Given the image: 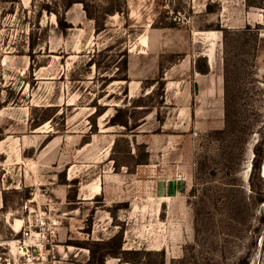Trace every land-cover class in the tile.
<instances>
[{
	"label": "rangeland",
	"instance_id": "374dc122",
	"mask_svg": "<svg viewBox=\"0 0 264 264\" xmlns=\"http://www.w3.org/2000/svg\"><path fill=\"white\" fill-rule=\"evenodd\" d=\"M64 1L0 0V264H264V0Z\"/></svg>",
	"mask_w": 264,
	"mask_h": 264
},
{
	"label": "trees",
	"instance_id": "16d2710c",
	"mask_svg": "<svg viewBox=\"0 0 264 264\" xmlns=\"http://www.w3.org/2000/svg\"><path fill=\"white\" fill-rule=\"evenodd\" d=\"M75 3H81L83 5V8L86 12V15L95 20V26H96V30L97 31H102L105 29V25L104 24H99L98 22V18L92 13L91 9H90V4L87 0H65L64 1V6H63V12H60L58 10H54L55 14H56V20H57V25L58 27L64 32L67 31L68 28L72 27L71 22L68 21L67 19V15L66 12L72 8V6ZM126 2H125V8H121L120 7H115L112 8L110 10L105 11V14H114L115 12H120V13H127V8H126ZM49 10V8H47ZM114 48V44H109L107 46H105L104 48L99 50V54L103 55L104 57H107V63H115L117 62L114 53L109 54L108 52L111 51ZM119 55H122V58L120 59V61L118 62L119 64V68L117 71L112 72L109 76L106 75L104 76L103 79H105L108 83L113 82L115 80H123L125 82V87L123 89V92L125 94V100L130 97L129 96V90H128V84L130 82V78L128 76L127 73V68H128V62H129V54L127 49H124L122 51H119L118 53ZM31 59H32V55L29 54ZM95 54H93V56L89 59L88 61V69H90V66L92 64L96 65L97 67L100 66V62H98L95 58H94ZM33 62L30 63V66H32ZM225 64L228 65V58H225ZM106 66V65H105ZM195 71H197L200 74H208L210 72V63L208 61V58L206 55L204 54H198L195 58H194V65H193ZM118 71H121L123 74L121 76L116 75L118 73ZM76 79V78H75ZM79 79V78H78ZM226 80V85L225 88H227V83L228 80L225 77ZM156 81L161 83L160 87L154 88L153 90H151V92H149L148 94H146V96H151L154 95L155 93H158L161 97V101L160 102H164L163 98H164V92H165V81H164V76L160 75V78L157 79ZM145 94L143 95H139L137 96L135 99H133V104H132V108L130 107H122V106H116L115 107V111L114 113L108 118L107 121V125L109 126H116V125H121L124 126L127 129H134L136 127H138L139 125H141L144 121V118L146 117V115L153 111L154 106L150 105V104H145L142 103V101L144 100ZM225 98H226V105H225V114L227 116V121H228V116H229V110H228V101H229V94L228 91L225 92ZM95 105V104H93ZM57 106H46L43 107L42 110L45 112H48L47 115L43 116L41 119H34L32 121V125L34 127H37L41 124H43L44 122H46L49 119H53L54 114H56L57 110H56ZM56 110V111H55ZM101 113H103V111H99V110H95L92 114V116H98ZM63 114V112L61 113ZM93 117V118H94ZM64 123V122H63ZM94 124L97 130V124H96V119L94 118Z\"/></svg>",
	"mask_w": 264,
	"mask_h": 264
},
{
	"label": "crops",
	"instance_id": "0c3cea01",
	"mask_svg": "<svg viewBox=\"0 0 264 264\" xmlns=\"http://www.w3.org/2000/svg\"><path fill=\"white\" fill-rule=\"evenodd\" d=\"M209 74V73H208ZM208 74H203V75H208Z\"/></svg>",
	"mask_w": 264,
	"mask_h": 264
}]
</instances>
